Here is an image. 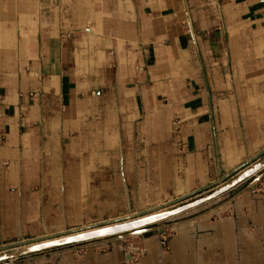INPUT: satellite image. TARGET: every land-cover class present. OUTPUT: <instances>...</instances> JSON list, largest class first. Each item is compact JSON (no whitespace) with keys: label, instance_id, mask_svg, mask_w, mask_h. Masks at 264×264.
Instances as JSON below:
<instances>
[{"label":"crops","instance_id":"0c3cea01","mask_svg":"<svg viewBox=\"0 0 264 264\" xmlns=\"http://www.w3.org/2000/svg\"><path fill=\"white\" fill-rule=\"evenodd\" d=\"M263 159L264 0H0V248L170 210ZM258 178L140 229L138 262L105 237L19 264H264Z\"/></svg>","mask_w":264,"mask_h":264},{"label":"water","instance_id":"95a60500","mask_svg":"<svg viewBox=\"0 0 264 264\" xmlns=\"http://www.w3.org/2000/svg\"><path fill=\"white\" fill-rule=\"evenodd\" d=\"M263 168H264V159L260 161L257 165L252 167L250 170L240 175L239 177L235 178L234 180H232L225 186L195 201L186 203L184 205L172 208L164 212H160L154 215L147 216L145 218L122 222V223H119V225H115L112 227H106V228H104V226H102L103 228L98 227L96 228V230L91 231L89 233L73 235L70 237L53 240L48 243L34 244L30 246L24 245L22 247L0 253V262L13 259V258H20L23 256H27V255L39 252V251L48 250L51 248L61 247L65 245H71L75 243H81V242L96 240V239L115 236V235H127V234L139 233L141 231L140 229L146 226H149L151 224H155L157 222L170 218L176 214H179L183 211L196 207L200 204L208 202L224 194L225 192H227L228 190L238 185L239 183H241L242 181H244L245 179H247L248 177H250L251 175L255 174L256 172L260 171ZM259 179L260 178H258L257 181Z\"/></svg>","mask_w":264,"mask_h":264},{"label":"built area","instance_id":"2783aa9c","mask_svg":"<svg viewBox=\"0 0 264 264\" xmlns=\"http://www.w3.org/2000/svg\"><path fill=\"white\" fill-rule=\"evenodd\" d=\"M253 188L256 191H261L262 193H264V179L255 182L253 185ZM115 238H117L121 241L123 250H124L125 254L129 257L130 262H132V263L138 262L142 259V257L145 256L147 249L142 242V235L140 233L118 235ZM167 241H168V235L163 233L162 237H161L162 246L166 247ZM24 245L25 244L22 243V244L13 245V246L6 247V248H0V253L6 252V251H9L12 249H16V248L22 247ZM0 264H19V258L9 259V260L0 262Z\"/></svg>","mask_w":264,"mask_h":264},{"label":"bare ground","instance_id":"6f19581e","mask_svg":"<svg viewBox=\"0 0 264 264\" xmlns=\"http://www.w3.org/2000/svg\"><path fill=\"white\" fill-rule=\"evenodd\" d=\"M168 210V209H167ZM167 210H161V211H159V212H156V213H154V214H157V213H160V212H164V211H167ZM153 214V215H154ZM145 218V217H144ZM115 225H119V223H117V224H112V225H106V226H104V228H106V227H112V226H115ZM103 228V227H102ZM99 229H101V228H99ZM94 230H96V229H94ZM93 229L92 230H84V231H81V232H79V233H76V234H74V235H79V234H85V233H89V232H91V231H94ZM136 234H138V233H136ZM71 236H73V235H71ZM67 237H70V236H67ZM63 238H66V237H63ZM61 239V238H60ZM55 240H58V239H55ZM50 241H53V240H49V241H45V242H42V243H48V242H50ZM41 242L39 243V244H42Z\"/></svg>","mask_w":264,"mask_h":264},{"label":"rangeland","instance_id":"374dc122","mask_svg":"<svg viewBox=\"0 0 264 264\" xmlns=\"http://www.w3.org/2000/svg\"><path fill=\"white\" fill-rule=\"evenodd\" d=\"M259 180H260V179H259ZM259 180H258V181H259ZM117 236H118V235H115V236H110V237H111V238H112V237H113V238H115V237H117Z\"/></svg>","mask_w":264,"mask_h":264}]
</instances>
